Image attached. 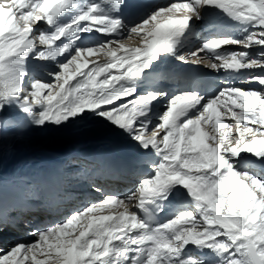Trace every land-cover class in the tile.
I'll return each mask as SVG.
<instances>
[{
  "label": "snow or ice",
  "instance_id": "obj_1",
  "mask_svg": "<svg viewBox=\"0 0 264 264\" xmlns=\"http://www.w3.org/2000/svg\"><path fill=\"white\" fill-rule=\"evenodd\" d=\"M173 62L221 79L169 90ZM12 126L86 131L150 171L47 223L0 185V264H264V0H0V146Z\"/></svg>",
  "mask_w": 264,
  "mask_h": 264
},
{
  "label": "bare ground",
  "instance_id": "obj_2",
  "mask_svg": "<svg viewBox=\"0 0 264 264\" xmlns=\"http://www.w3.org/2000/svg\"><path fill=\"white\" fill-rule=\"evenodd\" d=\"M203 38L204 36L200 37L199 40ZM125 43L131 47L138 46V41L134 39L126 40ZM205 68L208 69L207 72H213L211 69ZM213 73L219 80L221 79V74ZM38 75L47 79L43 73H38ZM4 116H9V113L5 112ZM2 131L4 141L3 145L0 146V185H2L3 200L13 199L14 191L28 183L34 177L33 174L42 173L52 168L62 155L69 154L73 149H78L84 145H92L93 147L97 145L103 150L114 149L112 142L89 135L86 131L46 133L29 129L27 126H12L4 128ZM121 147H125V145ZM88 199H95V197L86 196L84 201ZM84 201L79 204L76 203L69 210L80 207ZM58 218L59 215H55L44 223L50 220H58ZM30 239L32 237L27 236L24 229L10 233L6 237V240L12 241ZM0 243L3 244V247L9 246L7 242Z\"/></svg>",
  "mask_w": 264,
  "mask_h": 264
}]
</instances>
